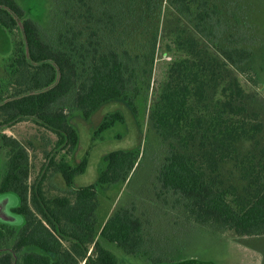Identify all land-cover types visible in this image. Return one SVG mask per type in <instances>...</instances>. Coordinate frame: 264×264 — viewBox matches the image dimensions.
I'll return each instance as SVG.
<instances>
[{
	"label": "trees",
	"instance_id": "16d2710c",
	"mask_svg": "<svg viewBox=\"0 0 264 264\" xmlns=\"http://www.w3.org/2000/svg\"><path fill=\"white\" fill-rule=\"evenodd\" d=\"M63 2L67 14L84 3L87 22L95 18L89 0ZM168 3L199 37L213 44L214 53L201 48L195 38H188L181 45L193 53L174 61L168 70V79L151 110L154 128L170 147L158 181L163 190L185 203L196 223L231 229L239 236L264 235V145L259 141L264 125L258 113L248 110L247 96L239 81L229 75L230 67L248 63L253 52L242 47L247 44L246 38L235 35L223 37L227 44L224 47L221 40L226 30L211 0ZM24 13L15 0H0V26L8 32L17 30ZM22 33L26 52L20 49L21 56L13 64L21 71L25 91L15 92L14 99L0 104V126L36 117L58 137L59 145L73 151L79 137L60 107L62 100L74 92L72 106L89 118L104 104L128 99L133 76L130 56L127 51L123 56L116 51L99 54L96 50L92 63L78 71L69 53L44 41L33 20L23 21ZM60 38L62 42L63 34ZM123 122L120 112L107 115L95 139ZM243 141L253 142L254 149L239 154L237 145ZM2 147L9 149V158L0 194L16 195L19 204L13 212L24 222L19 229L1 224L0 238L14 239V244L11 251L0 255V264H15L16 255L22 264H121L96 239L97 186L125 182L135 169L137 155L133 151L108 154L97 185L73 189L71 196L48 198L41 184H29L27 149L7 135H0ZM227 162L235 163L244 183L242 191L225 184L220 169ZM85 165L86 162L78 167L65 161L51 163L68 188L73 187L76 176L85 172ZM142 229L134 208L119 209L103 225L100 236L125 254L142 257ZM28 248L38 252H25ZM165 262L161 257L150 260V264Z\"/></svg>",
	"mask_w": 264,
	"mask_h": 264
},
{
	"label": "rangeland",
	"instance_id": "374dc122",
	"mask_svg": "<svg viewBox=\"0 0 264 264\" xmlns=\"http://www.w3.org/2000/svg\"><path fill=\"white\" fill-rule=\"evenodd\" d=\"M15 1L25 16L18 20L14 32L0 26V104L14 99L15 92L25 91L21 71L13 63L21 56L20 49L26 52L22 33L26 19L37 23L47 44L69 53L78 71L92 63L96 50L99 54L116 51L121 55L127 51L133 69L129 98L104 104L89 118L72 106L74 92L62 100L60 107L79 137L73 151L59 145L58 137L36 117L0 126V135L17 139L27 149L29 184H41L48 198L71 196L73 189L98 184L99 175L107 166L108 154L133 151L137 155L135 169L125 182L97 186L96 239L121 264H150L156 257H161L165 264H264V235L239 236L231 229L196 223L185 203L172 192L163 190L158 181L170 147L154 128L151 110L168 79L171 64L193 53L189 47L184 46L189 50L183 48L182 41L193 37L201 48L214 53L213 44L199 37L168 0H89L95 14L90 23L84 3L67 14L63 0ZM211 3L218 7L224 23L226 33L221 40L224 47L227 46L224 38L235 35L246 38L247 44L242 47L253 52L248 63L230 67L229 75L239 81L247 96L248 110L258 113L264 125V0H211ZM114 112H120L124 122L116 123L95 139L104 118ZM259 141L263 146L264 133ZM253 149L250 141L237 145L239 154ZM8 158L9 149L2 147L0 181L6 173ZM60 161L72 167L86 162L85 172L75 177L71 188L51 166L52 162ZM220 173L227 186L233 185L242 191L244 183L234 162L225 163ZM18 204L16 195L0 194V226L19 229L23 225V217L13 212ZM131 208L143 225L146 255L142 257L125 254L100 236L103 225L116 211ZM13 244L14 239L0 238V255L11 251ZM24 251L38 252L35 248ZM15 264H22L19 255L15 256Z\"/></svg>",
	"mask_w": 264,
	"mask_h": 264
}]
</instances>
